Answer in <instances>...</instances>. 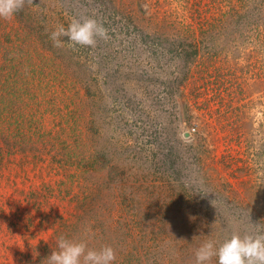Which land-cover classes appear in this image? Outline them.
Masks as SVG:
<instances>
[{
	"label": "rangeland",
	"instance_id": "rangeland-1",
	"mask_svg": "<svg viewBox=\"0 0 264 264\" xmlns=\"http://www.w3.org/2000/svg\"><path fill=\"white\" fill-rule=\"evenodd\" d=\"M109 1L100 47L50 39L94 0L0 19V84L58 98L39 128L43 107L4 122L25 142L0 157V264H48L61 236L111 246L113 264H196L209 240L264 232V0Z\"/></svg>",
	"mask_w": 264,
	"mask_h": 264
},
{
	"label": "clouds",
	"instance_id": "clouds-1",
	"mask_svg": "<svg viewBox=\"0 0 264 264\" xmlns=\"http://www.w3.org/2000/svg\"><path fill=\"white\" fill-rule=\"evenodd\" d=\"M31 3L33 0H0V19L11 20L26 4ZM61 37H67L73 48L77 45L95 47L97 38H108V31L94 18L83 21L74 18L67 28L60 25L51 33L54 47L64 46ZM56 246L58 250L46 259L48 264H113L116 260L111 246L91 249L83 240L73 241L64 236L58 238ZM214 257H218V264H264V232L243 236L233 234L218 248L209 240L197 249L196 264H210Z\"/></svg>",
	"mask_w": 264,
	"mask_h": 264
},
{
	"label": "trees",
	"instance_id": "trees-1",
	"mask_svg": "<svg viewBox=\"0 0 264 264\" xmlns=\"http://www.w3.org/2000/svg\"><path fill=\"white\" fill-rule=\"evenodd\" d=\"M111 4L112 3L109 0H107V1L106 0H94V3L91 2V5H89V10L87 11L88 18H90L92 16L95 19V16H96L95 11L96 10L95 11L93 10L94 7H98L97 15L99 14L100 19L102 20L99 22L100 24H102L104 22H112L115 17H117V18H118V16L121 17L120 12L115 8L114 5H111ZM82 9L85 10L86 7H83ZM79 14L81 17L83 16V14L82 15H81V13H79ZM76 18L80 19L79 17H76ZM97 21H98V18H97ZM100 43H101V41H100ZM97 44H96L97 47L104 46V44L103 45H97ZM183 52H184L185 57L182 59H184L187 62L188 56L185 54V50ZM178 59L181 60V57L179 58V56H178ZM104 60L108 64V62L110 61V58L105 56ZM104 71H105L104 76H105L106 87L108 90H110V91L112 90V92H113L115 82L117 81V79L115 78V75H118L117 74L118 72H115L110 67H107L106 70H104ZM23 75L24 74H21L20 70H19V72H17V77L21 78ZM9 76L11 78H13V75H9ZM139 77L142 78V76H138V79L137 78L135 79V82L138 84L141 83V80L139 79ZM183 78H184V76H183ZM182 81L183 80H181V82ZM27 85L29 86L28 81L22 82V80H21V86L23 87V89L19 88L17 90L16 89L10 90L9 87L5 86V84H0V147L2 145V150H0V153H1L0 157L1 156L3 157V155H5V154L7 155V157H12L11 155L16 156L15 153L18 152L17 151L18 148L16 147V145L19 143L18 139L21 140V144H23L25 142V137H21L22 134L20 132H18V131H16V132L4 131V129L7 128L6 127L7 124L5 125L4 122H6V119L9 117L8 113L9 112L13 113V112H11L13 110V108L17 109V107L21 108V106H22L21 110L23 111V110L27 109L26 112H28L33 108H36V109L40 108L41 109V107H43L44 110L41 111L40 114L34 113L29 120V122H30L29 124H37V127L39 128V127H41L40 124H43V122H44V119L40 118V117L43 115V113L46 112V110L51 111V108L49 106L56 105V99H58V98L57 97L55 98V92L54 91L52 92L54 94H51L52 96H50V95H48V90L45 91L43 88H41V86L36 87V89L38 90L37 91L36 89L32 90L31 88L27 87ZM61 89L64 91L65 90L64 86H62ZM37 93H39V95H37ZM67 93L68 92H66V95H64V96L62 95L61 102L64 103V105H66L65 106L66 110L69 111L68 109H69V107L72 106L71 105L72 103H70L68 105L69 97L67 96ZM178 93L180 94L179 91H178ZM32 94H34L37 97V99L33 98ZM21 98L25 99L24 104L19 103V101L24 102L23 100H21ZM38 98H40V99H38ZM17 103H18V105H17ZM58 105H59V101H58ZM73 107H75V106H73ZM5 111H7V113H5L3 115V113ZM51 112L53 113V111H51ZM49 113L50 112H46L45 114H49ZM59 114L61 116L64 113L60 112V111H57L55 113V115H59ZM8 119L11 120V119H13V117L8 118ZM24 121L22 120L20 123H23ZM10 122H11V125H17V127H20V123H18L16 120H12ZM3 126H4V128H3ZM8 128H9V126H8ZM37 133L39 134V131ZM10 135L17 137L16 141H14V140L11 141L9 138ZM37 136L40 137L39 135H37ZM14 150H15V152H12ZM3 151L5 153H3ZM65 158H66V156L64 155V159Z\"/></svg>",
	"mask_w": 264,
	"mask_h": 264
},
{
	"label": "water",
	"instance_id": "water-1",
	"mask_svg": "<svg viewBox=\"0 0 264 264\" xmlns=\"http://www.w3.org/2000/svg\"><path fill=\"white\" fill-rule=\"evenodd\" d=\"M187 136H188V133L187 132L185 134H183V137L186 138Z\"/></svg>",
	"mask_w": 264,
	"mask_h": 264
}]
</instances>
